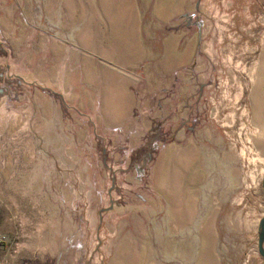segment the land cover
Returning <instances> with one entry per match:
<instances>
[{"label": "rangeland", "instance_id": "obj_1", "mask_svg": "<svg viewBox=\"0 0 264 264\" xmlns=\"http://www.w3.org/2000/svg\"><path fill=\"white\" fill-rule=\"evenodd\" d=\"M263 19L264 0H0V264H264Z\"/></svg>", "mask_w": 264, "mask_h": 264}, {"label": "crops", "instance_id": "obj_2", "mask_svg": "<svg viewBox=\"0 0 264 264\" xmlns=\"http://www.w3.org/2000/svg\"><path fill=\"white\" fill-rule=\"evenodd\" d=\"M260 24L261 25H259V26H262V27H259L260 30H258L257 33L262 38H261V40H259L260 37L255 36L256 43L260 44V45L258 48H257V46L253 47L254 50L257 51V52H255L256 56L254 59L255 60L254 61V67H255L254 77L256 79H254V81L251 85V89H250V107H251V110H253V107H254V109L256 108L257 112H255V114L262 117V120L258 121L257 124L255 123V128H256V130H260V132L262 133V135H260L258 138L264 140V19L262 21H260ZM249 33H250V35H253L256 32H254V33L249 32ZM111 64L114 67L116 66L115 68L120 67L119 65H116L113 61ZM117 64H119V63H117ZM121 67H123V66H121ZM259 91H260L261 96L263 97V99H262L263 104L262 105L258 104V106H254L253 105V98L255 97V94L257 92L259 93ZM261 117H260V119H261ZM263 194H264V190H263Z\"/></svg>", "mask_w": 264, "mask_h": 264}, {"label": "water", "instance_id": "obj_3", "mask_svg": "<svg viewBox=\"0 0 264 264\" xmlns=\"http://www.w3.org/2000/svg\"><path fill=\"white\" fill-rule=\"evenodd\" d=\"M261 187L264 190V174L261 179ZM257 252L264 258V213L259 220L258 224V234H257Z\"/></svg>", "mask_w": 264, "mask_h": 264}]
</instances>
